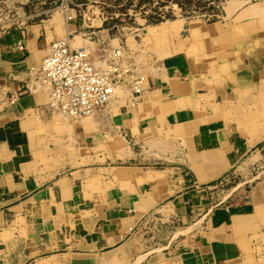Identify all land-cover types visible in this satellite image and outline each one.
<instances>
[{"label":"crops","instance_id":"1","mask_svg":"<svg viewBox=\"0 0 264 264\" xmlns=\"http://www.w3.org/2000/svg\"><path fill=\"white\" fill-rule=\"evenodd\" d=\"M71 14L70 21L48 13L0 28V264H233L255 257L264 180L241 202L211 205L208 190L254 145L226 115L235 92L259 75L257 59L209 83L194 77L185 48L150 71L138 109L109 101V113L89 122L54 123L44 92L22 93L13 103L9 94L50 43L85 29ZM167 238L170 250L157 253Z\"/></svg>","mask_w":264,"mask_h":264},{"label":"rangeland","instance_id":"2","mask_svg":"<svg viewBox=\"0 0 264 264\" xmlns=\"http://www.w3.org/2000/svg\"><path fill=\"white\" fill-rule=\"evenodd\" d=\"M60 1L0 0V28L33 22L48 13L65 16L74 10L75 18L85 29H79L69 36L70 46H86L91 60L101 66L104 63L100 60L108 52L117 49L119 57L115 58V62L127 68L128 74L134 75L133 79L142 77L141 86H144L142 89L138 88L139 92L145 90L147 76L164 59L162 54L171 47L169 44L174 40L182 41L181 44L188 48V55L184 56L189 58L190 71L192 70L194 77L204 78L209 83L226 80L229 70L231 72V69L239 68L247 57L257 59L262 72H259L249 89L241 92L240 96L238 91L235 92V99L229 103L232 108L226 115L254 145L236 163L229 177L221 179V183L217 181L209 185L208 201L213 205L232 197L241 202L249 195L254 183L264 180V0H67L70 8L68 12L60 6ZM22 15L23 17H19ZM173 20H181L182 27L172 37L159 39L148 35L149 26ZM190 24L217 25L221 32L213 37H204L201 33L189 34ZM232 65L236 68H230ZM131 89L134 87H116L110 105L112 106V99L119 103L127 100L129 105L137 108L139 105L134 104V101H137L139 92L132 93ZM114 105H117L116 101L112 107ZM106 108L105 113H109ZM57 113L54 122L60 120L65 124L74 121ZM90 118L93 117L86 116L79 120L89 122ZM165 240L163 243L157 241L159 245L154 247L157 253L161 252L163 246H166V251L170 250L168 238ZM251 250L255 257L249 256L233 264H264V231L259 232L252 240Z\"/></svg>","mask_w":264,"mask_h":264},{"label":"built area","instance_id":"3","mask_svg":"<svg viewBox=\"0 0 264 264\" xmlns=\"http://www.w3.org/2000/svg\"><path fill=\"white\" fill-rule=\"evenodd\" d=\"M60 6L64 11L70 9L67 0H61ZM65 18L70 21L74 16L65 14ZM16 46L23 48L21 41H17ZM117 56L118 51L109 52L101 60L108 63V67L100 69L91 63L87 52L72 48L69 41L52 42L47 54L27 70L28 79L23 86L9 94L10 102L13 103L22 93L46 89L51 110L75 120L96 115L105 109L114 85L131 76L127 74V68H116ZM133 87L132 93L139 92V84Z\"/></svg>","mask_w":264,"mask_h":264},{"label":"bare ground","instance_id":"4","mask_svg":"<svg viewBox=\"0 0 264 264\" xmlns=\"http://www.w3.org/2000/svg\"><path fill=\"white\" fill-rule=\"evenodd\" d=\"M62 10H63V8H62ZM23 14V13H22ZM19 17H23V15L22 16H19ZM16 20V19H15ZM21 21V20H20ZM180 27H182V24H181V20H173V21H164V22H161V23H159V24H156V25H152V26H149V28H150V30L148 31V35L150 36V37H157V38H159V39H161V38H170V37H172L174 34H176L178 31H179V29H180ZM199 31V32H198ZM221 32V29H220V27H218L217 25H209V26H199V25H197V24H190L189 25V27H188V33L190 34V33H201L202 34V36H204V37H206V36H211V37H213L214 35H216V34H218V33H220ZM81 34H83V33H81ZM85 34H87V33H84V35ZM68 35V34H67ZM89 35V34H88ZM87 36V35H86ZM90 36V35H89ZM105 36V35H104ZM83 37V36H82ZM102 38H104V37H102ZM86 39V38H85ZM61 40V39H60ZM65 40H67V41H70V39H69V36H66L65 37ZM82 40V39H81ZM84 40V39H83ZM58 41V40H57ZM100 41V40H99ZM105 41V40H104ZM109 41V40H108ZM55 42V41H54ZM182 42V41H181ZM181 42L178 40V41H171V43L169 44V46L171 45V47H169L168 49H166V51L162 54V56L163 57H167V56H171V55H173V54H176V53H178V52H183V51H186L185 50V47H184V45L183 44H181ZM85 43V42H84ZM101 43V42H100ZM106 43V42H105ZM168 43V42H167ZM174 44V45H173ZM87 45V44H86ZM102 45V44H101ZM88 46V45H87ZM104 46V45H103ZM109 46V45H108ZM107 46H105V48H106ZM110 47H111V45H110ZM173 47H175V48H173ZM104 48V49H105ZM171 48H173V49H171ZM74 49H82V50H84L85 52H87L88 53V56H89V59H90V61H91V63L94 65V66H96V67H99L100 69H106L107 67H108V63H104V66H101V65H96L95 64V62H93L92 60H91V57H90V52L88 51V49H87V47L86 46H83V45H80V46H78V47H76V48H74ZM107 49H109V48H107ZM107 49H106V51H107ZM102 50V49H101ZM117 50V49H116ZM123 51V50H122ZM236 51V50H235ZM105 52V51H104ZM124 52V51H123ZM122 53V52H121ZM162 53V52H161ZM47 54V53H46ZM105 54V53H104ZM108 54H109V52H108ZM119 54V53H118ZM122 54H124V53H122ZM121 54V55H122ZM92 55V54H91ZM107 55V54H106ZM45 56V55H44ZM43 56V57H44ZM95 57V56H94ZM93 57V58H94ZM105 57V56H104ZM119 57V56H118ZM125 57H127V56H125ZM122 58V57H121ZM102 59V58H101ZM120 59V58H119ZM124 60V59H123ZM128 60V59H127ZM101 61V60H100ZM126 61V60H125ZM97 62H98V60H97ZM118 64V63H117ZM123 64H124V61H123ZM127 64V63H126ZM135 64H137V63H135ZM143 64V63H142ZM146 64V63H145ZM131 65V64H130ZM134 65V64H133ZM138 65V64H137ZM144 65V64H143ZM124 66H125V64H124ZM136 66V65H135ZM139 66V65H138ZM140 66H141V64H140ZM122 64L120 63V64H118L117 65V69L119 70L120 68L122 69ZM142 67H145V66H142ZM141 67V68H142ZM147 67V66H146ZM138 68V67H137ZM136 68V69H137ZM133 69V68H132ZM136 71V70H135ZM139 71V70H138ZM141 71V70H140ZM139 71V72H140ZM145 72V71H144ZM262 72V69L260 70V73ZM135 73V72H134ZM128 74V73H127ZM139 74V73H138ZM141 74V73H140ZM145 74V73H144ZM148 74V73H147ZM132 75V74H131ZM134 76V75H133ZM133 76H132V79L130 78V77H128V80H125V82H121V83H117V84H115L114 85V87H113V90H112V92L114 91V89L116 88V87H118V86H120V85H128V86H135V84H139V89L141 88L142 89V87L144 86H141V83H143V82H141V80H142V77H135L134 79H133ZM140 76V75H139ZM143 76V75H142ZM263 79V78H262ZM144 81V80H143ZM127 83V84H126ZM124 89V88H123ZM125 90V89H124ZM132 90V89H131ZM39 91H43V92H47L46 91V89H42V90H39ZM142 91V90H141ZM141 91L138 93V95L141 93ZM145 91V90H144ZM244 91H246V89H240L239 91H238V96H240V93L241 92H244ZM143 92V91H142ZM114 93V92H113ZM120 93V92H119ZM246 95H248V93L246 94ZM47 96H48V93H47ZM112 96H113V94H112ZM112 96H111V98H112ZM114 96H116V95H114ZM118 96V95H117ZM128 96V95H127ZM142 96V95H141ZM124 97H125V95H124ZM130 97V96H129ZM139 97V96H138ZM119 98H121L120 97V94H119ZM5 99V98H4ZM125 99V98H124ZM133 99V98H132ZM239 99V98H238ZM111 100V99H110ZM109 100V101H110ZM113 100V99H112ZM116 102H117V100L116 99H114ZM115 101H114V103H115ZM121 101H123V100H121ZM127 101V100H126ZM124 102V101H123ZM135 102V101H134ZM109 103V102H108ZM113 103V102H112ZM119 103V102H118ZM136 103V102H135ZM139 103V102H138ZM123 104V103H122ZM108 105V104H107ZM106 105V106H107ZM109 105H110V103H109ZM113 105V104H112ZM117 105H119V104H117ZM48 106H49V100H48ZM126 106H127V104H126ZM128 107V106H127ZM111 108H113L112 106H111ZM140 108V107H139ZM133 109V108H132ZM131 109V110H132ZM136 109V108H135ZM137 109H138V107H137ZM108 110V109H107ZM114 110L115 109H113V114L115 113L114 112ZM103 111V110H102ZM57 113V112H56ZM104 113H105V111H104ZM111 113V112H110ZM58 114V113H57ZM57 114H55L56 115V117H57ZM101 114V113H100ZM108 114V113H107ZM116 114V113H115ZM102 115H103V113H102ZM54 116V115H53ZM65 116V115H64ZM95 116V115H94ZM94 116H91V117H94ZM55 116L53 117V118H55V119H57ZM88 117V116H87ZM64 118V117H63ZM68 118V117H67ZM54 119V120H55ZM58 119H60V118H58ZM91 119V118H90ZM99 119V118H98ZM101 119V118H100ZM99 119V120H100ZM75 120V119H74ZM79 120V119H78ZM104 120V119H103ZM110 120V119H109ZM58 121V120H57ZM57 121H55L56 123H57ZM60 121V120H59ZM58 121V122H59ZM73 121V120H72ZM82 121H83V119H82ZM98 121V120H97ZM101 121V120H100ZM54 122V123H55ZM80 122H81V120H80ZM84 122V121H83ZM96 122V121H95ZM103 122V121H102ZM107 122V121H106ZM110 122V121H109ZM60 123H62L61 121H60ZM104 123V122H103ZM108 123V122H107ZM68 124V123H67ZM58 125V124H57ZM109 126V125H108ZM104 127V126H103ZM106 128V127H105ZM111 129V128H110ZM115 135V134H114ZM122 135V134H121ZM225 178H227V177H225ZM259 204H257V206H258ZM260 210V209H259ZM179 231V230H178ZM255 233V232H254ZM177 234V233H176Z\"/></svg>","mask_w":264,"mask_h":264}]
</instances>
